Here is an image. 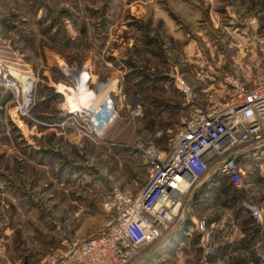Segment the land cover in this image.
I'll return each mask as SVG.
<instances>
[{
  "label": "rangeland",
  "instance_id": "374dc122",
  "mask_svg": "<svg viewBox=\"0 0 264 264\" xmlns=\"http://www.w3.org/2000/svg\"><path fill=\"white\" fill-rule=\"evenodd\" d=\"M263 33L264 0H0L2 72L34 80L26 111L0 99V264H38L103 229L105 199L142 190L146 150H167L205 101L209 68L226 69ZM106 92L116 118L97 137L70 108L83 94L82 111L99 110ZM237 157L242 185L197 192L178 225L204 218L208 244L197 232L164 239L135 264H264V148Z\"/></svg>",
  "mask_w": 264,
  "mask_h": 264
},
{
  "label": "built area",
  "instance_id": "2783aa9c",
  "mask_svg": "<svg viewBox=\"0 0 264 264\" xmlns=\"http://www.w3.org/2000/svg\"><path fill=\"white\" fill-rule=\"evenodd\" d=\"M247 40L249 46L238 49L226 69L209 68L213 82L205 101L193 107L167 150H146L150 165L142 190L133 195L114 187L103 203L112 215L105 227L86 238L70 239L38 264H135L192 215L187 201L206 176L220 175L234 187L242 185L237 155L264 145V33ZM2 69L0 99L9 94L16 110L26 111L34 80L28 73ZM176 82L192 101L191 87L183 79ZM82 109L77 114L87 118L97 137L116 118L111 98L99 110ZM194 230L208 244L204 218H196Z\"/></svg>",
  "mask_w": 264,
  "mask_h": 264
},
{
  "label": "crops",
  "instance_id": "0c3cea01",
  "mask_svg": "<svg viewBox=\"0 0 264 264\" xmlns=\"http://www.w3.org/2000/svg\"><path fill=\"white\" fill-rule=\"evenodd\" d=\"M86 75H87V73H85ZM82 75H84V72H83V74ZM88 76H90V75H87V77ZM86 88H87V86H86ZM88 89V88H87ZM80 93H81V91H80ZM261 147H263L264 148V145L263 146H261ZM260 147V148H261ZM257 149V148H256ZM257 154V153H256ZM255 153L253 154V155H256ZM230 186H232L229 182H228V180L226 179V178H224V177H222V176H220V175H214V176H212L210 179H204L196 188H195V190L193 191V193L191 194V196H190V201H192L193 200V198H194V195L197 193V192H213V191H216V192H220V194L222 195V194H224V193H227L228 192V190H230ZM202 200H204V199H202V195L200 196V198H199V202H201ZM207 200H209L210 201V199H209V197H207ZM195 202V201H194ZM211 202H213V201H211ZM196 203H197V201H196ZM196 218H200V217H196V216H194L193 218H191L190 217V219H191V223H192V225L194 224V222H195V220H196ZM262 230H264L263 228H262ZM185 235H188V236H197L198 234L197 233H195V230H194V226H178L170 235H169V237H167L165 240H167L166 242L167 243H171L172 241H176L178 238H180V237H184ZM165 242V241H164ZM165 242V243H166ZM163 243V242H162ZM164 243V244H165ZM176 242H174V244H175ZM158 244V243H157ZM157 244H155L154 246H152L148 251H147V253H145L144 255H148L149 253H151V252H153V251H155L156 250V245ZM166 245L167 244H165V246L164 245H162L161 246V248L162 247H166ZM169 246L171 245V244H168ZM143 255V257H142V259H144L145 260V257H147V256H144ZM253 262H255V263H257V261H253Z\"/></svg>",
  "mask_w": 264,
  "mask_h": 264
},
{
  "label": "bare ground",
  "instance_id": "6f19581e",
  "mask_svg": "<svg viewBox=\"0 0 264 264\" xmlns=\"http://www.w3.org/2000/svg\"><path fill=\"white\" fill-rule=\"evenodd\" d=\"M83 91H85V88H83ZM87 91V90H86ZM87 93V92H86ZM107 92L105 94H103L100 98V105H99V108L101 107V105L104 103V98L106 96ZM83 94H80V97L79 99H77V101L74 103V105L72 106V108H70L71 110L72 109H82L83 107H86V102L88 101V98H89V95H86L85 96H82ZM85 97V98H84ZM108 99V98H107ZM74 100V99H73ZM72 100V101H73Z\"/></svg>",
  "mask_w": 264,
  "mask_h": 264
}]
</instances>
